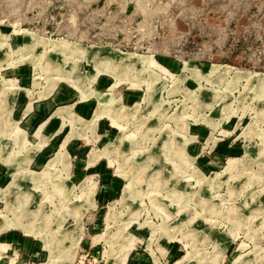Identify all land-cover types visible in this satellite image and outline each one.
<instances>
[{"label":"rangeland","instance_id":"obj_1","mask_svg":"<svg viewBox=\"0 0 264 264\" xmlns=\"http://www.w3.org/2000/svg\"><path fill=\"white\" fill-rule=\"evenodd\" d=\"M95 67L140 104L105 103L129 120L107 119L120 132L99 152L105 170L74 179L58 151L69 120L41 132L24 105L57 81L86 94ZM96 117L82 121L94 131ZM112 178L116 194L99 198ZM12 226L44 246L22 264H136V251L264 264V0H0V230Z\"/></svg>","mask_w":264,"mask_h":264},{"label":"crops","instance_id":"obj_2","mask_svg":"<svg viewBox=\"0 0 264 264\" xmlns=\"http://www.w3.org/2000/svg\"><path fill=\"white\" fill-rule=\"evenodd\" d=\"M151 56L154 58L153 55ZM155 62L157 64V68L162 73L172 74L167 67L160 64L156 59ZM161 67L167 69L168 72L162 71L163 69H161ZM102 73L108 72L98 73L97 69L96 71H93L91 82H89L88 85H85L87 89L86 94H83L80 85H78V87L70 85V83L68 84L57 81L56 85L52 89H48L47 84L42 90H40V99L34 103L32 101H28L24 105L26 114L32 109V107H34V113L29 116L26 115V118L24 119L26 126H29L33 121L35 122L38 117L40 118L38 131L41 132L43 130H45L46 133L53 131H65L66 126L64 127L63 121L67 124V121L69 120L70 130L59 146L58 151L61 149L63 143H65V148L70 156L69 171H73L70 175L72 174L74 179H78L83 176L87 172V169L93 165L97 167L100 166L103 170H105L104 164H102V162L98 159L100 155L99 152H105L107 143L113 141L120 132L115 128H110L107 125V119L110 118L115 125H122L121 121L129 120L126 117L117 116L112 108L105 106V103L108 102L110 98H114L116 100V103L114 104L118 106L125 105L126 107H133L138 103L140 104L139 101L135 102L139 97V91H127V97L131 101L134 100V104L132 106L124 104L121 101L122 98L116 97L112 92L106 91L104 87L108 81L105 76H102ZM60 79H62V77H60ZM93 81H96L95 86L91 85ZM85 86L83 87L85 88ZM148 96L145 99V103L148 100ZM15 100L16 96H14L13 101L15 102ZM140 106L143 107L142 110L144 108L145 110L151 108V104L149 103H146L145 106ZM101 107H103V112L96 117L97 112ZM142 110L139 113H142ZM73 117L77 118L73 120ZM94 117H96L95 129L92 131L90 128L86 127V124L82 120L91 121ZM104 135H107V137ZM82 138L100 141L99 144L104 146L103 150L97 148V146H90V148H88L85 142L81 141ZM41 144L42 141L37 144L38 148ZM37 155L38 154L35 155L34 152L33 158L37 161V163H39L41 162V157ZM100 167L99 169L102 170ZM6 176L7 174L4 173L2 175V179L6 178ZM111 182L113 187L110 190H108L106 186H99L97 189L99 198H107L109 191V195L114 196L116 194L118 181L116 178H112ZM76 223H79V228L83 225L80 224L81 218L77 220ZM81 230L82 227L79 231L82 232ZM70 231L72 232V230ZM3 233L4 237L0 240V247L4 246V249H2V255L0 256V264H22L27 260H36L37 257L40 260L42 259V256L44 255V246L43 243L39 241L40 237L33 233L26 232L20 226L7 227L0 230V235ZM143 255L144 254L141 252L136 251L133 253L132 259L137 262L136 264H152L148 259L149 255L147 256L146 254V259Z\"/></svg>","mask_w":264,"mask_h":264},{"label":"built area","instance_id":"obj_3","mask_svg":"<svg viewBox=\"0 0 264 264\" xmlns=\"http://www.w3.org/2000/svg\"><path fill=\"white\" fill-rule=\"evenodd\" d=\"M86 259H87V258L84 257L83 259H81V262H85ZM88 261H89V258H88ZM95 264H99V263H95Z\"/></svg>","mask_w":264,"mask_h":264},{"label":"bare ground","instance_id":"obj_4","mask_svg":"<svg viewBox=\"0 0 264 264\" xmlns=\"http://www.w3.org/2000/svg\"><path fill=\"white\" fill-rule=\"evenodd\" d=\"M62 150H63V149H62ZM62 152H63V151H62ZM177 154H178V153H177ZM138 178H139V177H138ZM143 179H144V178H143ZM141 180H142V179H141ZM28 231H29V230H28ZM52 261H53V260H52ZM52 261H51V262H52ZM185 261H186V260H185Z\"/></svg>","mask_w":264,"mask_h":264}]
</instances>
